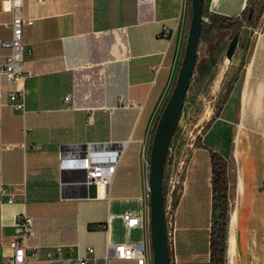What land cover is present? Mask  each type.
<instances>
[{
  "label": "crops",
  "instance_id": "obj_1",
  "mask_svg": "<svg viewBox=\"0 0 264 264\" xmlns=\"http://www.w3.org/2000/svg\"><path fill=\"white\" fill-rule=\"evenodd\" d=\"M1 1L4 40L10 37V13L1 9ZM213 2V14L235 20L245 0ZM23 13L32 19L22 32L28 50L23 68L31 75L16 84L0 83L1 179L15 192L14 202L0 204V254L20 213L32 218L29 245H70L76 255L90 246L99 263L112 253L108 245L149 244L140 148L174 76L178 43L189 22L188 1L24 0ZM180 13L181 26L167 46L158 32L164 24L172 27ZM261 20L256 39L237 42L223 84L214 92L222 98L212 118L218 135L212 151L236 167L237 187L250 191L241 198L245 204L237 205L243 207L246 239H252L245 264H264V13ZM233 24L211 27L231 29ZM6 52L0 47V57ZM213 55L221 58L219 52ZM197 61L195 56L194 65ZM158 62L152 80L149 67ZM21 88L26 90L23 115L6 98L7 91ZM106 142L127 145L111 185L104 190L98 186L95 196L87 197L85 186L75 183L82 171L60 170L59 155H76L71 150ZM242 176L248 179L246 188ZM128 210L143 217L142 227L124 226L121 214ZM239 217V210H233L229 226ZM26 264L46 263L31 259ZM108 264L136 261L111 258Z\"/></svg>",
  "mask_w": 264,
  "mask_h": 264
},
{
  "label": "rangeland",
  "instance_id": "obj_2",
  "mask_svg": "<svg viewBox=\"0 0 264 264\" xmlns=\"http://www.w3.org/2000/svg\"><path fill=\"white\" fill-rule=\"evenodd\" d=\"M188 10L190 19L189 7ZM213 10V0H203L201 16L208 18ZM262 13H264V0H252L249 12L245 13V16L238 14L231 29L224 27L220 30L213 29L209 18L208 21L201 19L202 31L200 29L196 53L198 61L193 66L180 115L162 166L164 213L165 220L169 223L171 244V250L168 251L169 264H245V249L252 239H246L243 207L237 205L239 201L245 204L246 199L241 198L245 194L249 195L250 191H242L239 186L237 187L236 167L234 165L228 167L226 162V198L225 200L212 199L214 184L209 151L213 150V142L218 135H214L212 131V120L208 121L218 112V104L222 98V95L214 92H218L219 86L223 84V76L228 70V61L230 62L231 58L226 59L225 52L231 37L238 32L237 42L256 39L259 35L253 31L260 24ZM187 28L188 25L178 43L173 79L147 126L148 129L146 128L145 160L147 164L157 118L170 94L181 63ZM213 52H219L221 58H215ZM85 82L87 80L82 81V84ZM142 163L144 166L145 162ZM141 174L143 191L147 193L146 171H142ZM242 177L244 178L243 186L246 188L249 185L248 179L246 180L245 176ZM252 192L257 197V192L255 190ZM212 203L217 206L214 213L211 210ZM224 203L226 204L225 212L222 210ZM233 210L235 212L239 210L240 217L235 220L233 226H229V218ZM224 217L228 220L225 228ZM229 235L230 238H228ZM249 236L251 237L250 234Z\"/></svg>",
  "mask_w": 264,
  "mask_h": 264
},
{
  "label": "built area",
  "instance_id": "obj_3",
  "mask_svg": "<svg viewBox=\"0 0 264 264\" xmlns=\"http://www.w3.org/2000/svg\"><path fill=\"white\" fill-rule=\"evenodd\" d=\"M187 1L189 4V0ZM23 3L24 0L1 1V9L10 13V37L0 40V47L7 49V52L0 57V83L5 81L8 84H16L31 75L30 72L23 68L24 53L28 50L23 43L22 32L24 27L32 24V19L24 16ZM201 18L203 21H208L206 16H201ZM182 19L183 13H180L174 18V25L172 27H168L165 24L160 27L158 37L165 40L167 46L174 41ZM262 25L263 21L261 20L253 32L259 35ZM160 67V62L150 65L149 69L152 80L155 78ZM25 93L26 90L23 88L12 89L6 93L9 106L13 111L21 115L25 113L23 102ZM68 97V95L64 96L65 102ZM2 106L3 101L0 91V110ZM89 116H92V111H89ZM126 145L127 142L87 143L83 148L71 150L72 152H76V155L60 153L58 166L60 170H81L82 175L79 179L75 180V183L83 186L93 184L96 187L101 186L105 189L112 183L115 169ZM35 146L37 145L34 144ZM2 148L3 146L0 143V152ZM140 156L144 160L146 167L144 144L141 145ZM14 200L15 192L10 186L2 182L0 166V204H10ZM121 219L127 228L142 227L144 225L143 217L130 210L123 212ZM168 224V221L165 220L167 248L170 252L171 244ZM12 229L13 234L11 238L3 244L6 251L0 254V264H26L31 259L42 260L46 264H108V260L111 258L135 260L136 264H152L150 246L149 244L145 245L143 242H121L108 245V249H112V253H107L103 258V262L99 263L93 256V249L90 246L84 248L83 255H76L73 247L70 245L57 244L47 247L29 245L28 240L33 236L32 218L24 213L14 216Z\"/></svg>",
  "mask_w": 264,
  "mask_h": 264
},
{
  "label": "water",
  "instance_id": "obj_4",
  "mask_svg": "<svg viewBox=\"0 0 264 264\" xmlns=\"http://www.w3.org/2000/svg\"><path fill=\"white\" fill-rule=\"evenodd\" d=\"M202 3L203 0H189L190 19L183 56L170 94L157 118L149 147L146 181L149 246L152 264H169L162 194V166L180 115L195 62L196 47L201 29ZM237 39L238 32L234 33L229 41L225 52L226 59L231 58ZM85 188L87 197L95 196V185L88 184Z\"/></svg>",
  "mask_w": 264,
  "mask_h": 264
},
{
  "label": "trees",
  "instance_id": "obj_5",
  "mask_svg": "<svg viewBox=\"0 0 264 264\" xmlns=\"http://www.w3.org/2000/svg\"><path fill=\"white\" fill-rule=\"evenodd\" d=\"M251 1L252 0H245V3L242 7V9L239 12V16H245V13L249 12L250 7H251ZM209 22H210V26L214 25V24H232V22L234 21V17L232 16H220V15H216L211 13L209 15ZM202 31V28H201ZM212 118H210V120L208 122H211ZM209 124V123H208ZM208 124H206V126H208ZM209 158H210V162H211V171H212V183L214 184V188L212 191V199L215 198H219L220 200H225L226 198V187H227V183H226V175H225V167H226V160L217 152H214L212 150L209 151ZM217 193H219L218 195H216ZM162 194H163V202H164V198H165V193L164 190L162 189ZM217 206L215 203L211 204V210L213 211V213L215 212ZM222 210H226V204L224 203V205H222ZM228 220L226 217H224L223 219V225L224 228L227 224ZM223 229V232L225 231ZM222 252V250H221Z\"/></svg>",
  "mask_w": 264,
  "mask_h": 264
},
{
  "label": "bare ground",
  "instance_id": "obj_6",
  "mask_svg": "<svg viewBox=\"0 0 264 264\" xmlns=\"http://www.w3.org/2000/svg\"><path fill=\"white\" fill-rule=\"evenodd\" d=\"M234 1V0H233ZM242 4V3H241ZM143 162H144V160H143ZM144 167H145V163H144ZM145 169H146V167H145ZM99 188H102L101 186H99ZM103 189V188H102ZM104 190V189H103ZM102 196H104V194H102Z\"/></svg>",
  "mask_w": 264,
  "mask_h": 264
}]
</instances>
